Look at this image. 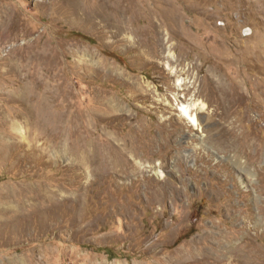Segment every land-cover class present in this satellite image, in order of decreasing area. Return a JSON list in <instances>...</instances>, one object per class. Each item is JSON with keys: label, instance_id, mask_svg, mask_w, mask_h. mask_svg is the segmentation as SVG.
<instances>
[{"label": "rangeland", "instance_id": "rangeland-1", "mask_svg": "<svg viewBox=\"0 0 264 264\" xmlns=\"http://www.w3.org/2000/svg\"><path fill=\"white\" fill-rule=\"evenodd\" d=\"M263 80L264 0H0V264H264Z\"/></svg>", "mask_w": 264, "mask_h": 264}, {"label": "trees", "instance_id": "trees-1", "mask_svg": "<svg viewBox=\"0 0 264 264\" xmlns=\"http://www.w3.org/2000/svg\"><path fill=\"white\" fill-rule=\"evenodd\" d=\"M77 35L78 36H80V37H82V38H84L85 40H88V41H90V42H93V40L91 39V38H89V37H87V36H85V35H81L80 33L78 34L77 33ZM117 60H119L120 62H123L124 60L122 59V56L121 55H119V54H117V53H114V54H112ZM125 62V61H124Z\"/></svg>", "mask_w": 264, "mask_h": 264}, {"label": "bare ground", "instance_id": "bare-ground-1", "mask_svg": "<svg viewBox=\"0 0 264 264\" xmlns=\"http://www.w3.org/2000/svg\"><path fill=\"white\" fill-rule=\"evenodd\" d=\"M251 78H252L251 76H246V79L249 80V81H250ZM261 86H262V88H263V90H262L263 92H262V93H263V95H264V80H263V82L261 83ZM257 105H260V104H257ZM185 113H186V114H189L187 110L185 111ZM191 118H192L193 121L196 122V117L191 116Z\"/></svg>", "mask_w": 264, "mask_h": 264}]
</instances>
